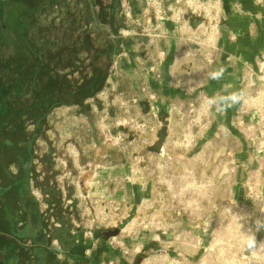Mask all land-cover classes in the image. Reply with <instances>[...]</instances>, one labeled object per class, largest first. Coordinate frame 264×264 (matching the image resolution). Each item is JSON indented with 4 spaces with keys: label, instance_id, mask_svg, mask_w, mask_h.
<instances>
[{
    "label": "rangeland",
    "instance_id": "1",
    "mask_svg": "<svg viewBox=\"0 0 264 264\" xmlns=\"http://www.w3.org/2000/svg\"><path fill=\"white\" fill-rule=\"evenodd\" d=\"M89 2L0 0V169L3 168V174L17 172V165L7 167L14 157L16 164L21 166L23 159L24 162L29 159L26 168L32 171L30 184L24 181V175L16 177L13 199L6 190L0 192V230L5 234L1 236L0 231V264H34V255L39 251H42L43 260L38 264H90L91 253L85 252L86 256L83 250H77L79 242L72 234L76 230L88 232L91 238L95 231L104 241L105 232L117 229L118 234L109 235L106 240L112 249L121 252L125 264H176L171 259L174 255L179 256L168 248L166 242L170 239H155L156 226L150 219L152 209L132 210L131 206H124L114 196L120 182L118 177L109 184L106 180L109 175L105 174L107 162L117 163L126 139L140 135L150 143L158 134V131L155 134L136 133L132 128L135 122L151 125L148 115L143 116L145 120L138 119L134 107L142 100L145 111L150 112L155 98L150 99L148 89L136 95L128 92L129 81L121 79L118 65V60L127 53L119 48L123 38L139 40L134 42L135 47H130L134 53L144 51L149 54L155 53L154 47L142 44L143 39L149 43L156 37L141 28L135 31L134 17L126 21L122 0H94L93 28L89 33L78 31L87 15L88 19L91 17ZM182 11L181 22H185L182 40L195 45V48L186 47L190 50L188 55H183L187 58V65L192 67L196 59L204 62H195V66L209 64L214 36L213 33L212 37L208 36L203 29L211 18L210 12L206 9L197 17L187 10ZM122 22L130 24V31L120 30ZM199 25L201 28L192 35ZM206 38L208 42L205 43ZM197 43H203V47L198 48ZM82 44L92 47L84 51L89 60H93L92 64L71 62L76 45L81 47ZM85 53L79 52L78 56L86 60ZM38 55L43 62L37 60ZM105 73L111 77L107 82L102 80ZM87 75H94V85H99L90 97L79 100L76 88ZM90 84L81 92L91 90L94 85ZM133 98L138 101L132 103ZM27 137L31 141L30 151L22 148V138ZM108 137H111L109 141ZM7 141H13L14 146ZM131 148L133 145L127 146L126 150L131 151ZM252 158L254 168L248 170L245 178L239 177L249 200L248 207L239 204L232 208L217 205L199 209L198 206L191 209V219L196 220L194 223L180 222L178 230H191L202 236L205 229L210 234L203 245H198L194 239L186 240V255L183 254L182 258L187 261L184 263L264 264V185L261 189L264 157ZM71 159L80 160L85 169L80 165L73 166ZM259 168L262 175L256 176L261 185L258 187L261 196L253 202L250 200V175L253 181L256 177L253 174ZM215 194L211 195L212 204L216 200ZM224 196L227 198L228 193L224 192ZM61 197L64 198L63 207L52 206ZM13 201L16 218L21 224L20 206L28 205L32 211L30 219L40 222L42 229L31 225L29 235L15 237L10 245L5 230L9 226L6 221L10 218ZM116 204L120 211L113 213L118 215L120 223L114 228L105 227L101 211L112 209ZM208 220H212V224L204 226ZM197 224L198 227L194 228ZM162 230L166 233L173 231L166 223ZM225 234L228 240L221 239ZM8 243L14 251H7ZM137 247L143 248L135 252L140 249ZM159 249L172 255L167 251L156 253Z\"/></svg>",
    "mask_w": 264,
    "mask_h": 264
},
{
    "label": "crops",
    "instance_id": "2",
    "mask_svg": "<svg viewBox=\"0 0 264 264\" xmlns=\"http://www.w3.org/2000/svg\"><path fill=\"white\" fill-rule=\"evenodd\" d=\"M161 1L166 7L171 0ZM89 5L91 17L88 19L87 15L78 31L85 30L89 33L93 28L94 0H90ZM121 7H124L122 11H130L134 19H141L140 22H143L144 0H122ZM216 11L217 28L209 64L195 66L194 64L200 61L204 62L196 59L192 67L187 65V58L183 55H188L190 50L186 47L195 48V45L182 40V32L177 31L179 25L169 18L160 24V32H163L165 37L152 38L149 43L143 39L142 44H150L154 47L155 53L145 54L144 51L134 53L130 47H135L134 42L139 40L126 37L119 47L121 51L124 49L127 52L126 56L118 60V65L121 79L129 81L128 92L140 94L143 88L148 89L155 97L152 103L155 118L151 116V112L145 111L142 100L134 108L139 120H145L143 116L148 115L150 123L156 124L158 134L157 140L150 143H147V138L143 139L140 135H135L130 140L126 139L117 163L112 165L109 161L107 162L109 165L105 166V174L109 175L106 180L111 184L115 177H118L120 182L114 196L124 206L129 205L132 210L152 209L153 215L164 222L167 221L165 223L173 231L162 237L170 239L166 242L168 248L173 249L180 258L184 257L183 254L186 255V240L189 239V233L195 234L178 230L180 222L194 223L196 220L191 219L193 211L191 209H197L198 206L199 209L217 205L232 208L239 204L248 207L249 200L245 197L239 177L245 178L248 170L255 166L249 149L250 97L258 88L262 90L264 96V86L260 82L261 76L264 77V0H218ZM128 20L126 18L127 22ZM120 26L121 31H130L128 29L130 24L122 22ZM134 28L135 31L138 30L137 25ZM76 46L71 62L92 64L93 60L90 61L84 52L92 47L88 45L85 47L83 44L82 48ZM160 51L164 52L163 57L159 56ZM79 52L82 55L86 54L84 55L86 60L78 56ZM36 58L43 62L40 55ZM153 64H156L159 76L157 78L149 70ZM93 77L94 75L92 77L87 75L86 78ZM110 78L107 73L102 77L106 82ZM180 85L182 87H179ZM242 118L244 121L240 122ZM161 135H163L161 147L166 154L165 157L159 155L156 147ZM7 143L14 146L13 141ZM30 143L28 137L22 138L24 150L26 148L30 151ZM130 145H133V148L127 151L126 148ZM21 162L22 166L16 164L13 157L12 162L7 164V167L17 165V172L7 171L3 174V168L0 169V192L6 190L12 199L18 175H24V181L30 184L29 176L31 177L32 171L26 168L30 160L24 162L23 159ZM71 163L79 167L80 160L71 159ZM84 166L80 165L82 168ZM29 184L27 185L30 186ZM214 192L217 194L212 204L211 195ZM224 192L228 193L227 198L223 197ZM63 201L64 198L61 197L52 206L61 208ZM10 210V218L6 221L9 226L5 233L9 234L8 242L11 245L12 241L13 245L15 237L19 238L21 235L25 237L31 231V225L24 220L22 225L16 218L14 201ZM176 211H180L179 216L175 214ZM130 213L132 215V212ZM0 231L4 234L3 230ZM110 232L103 234L104 241L95 231L92 238L88 237V232L84 230H76L72 234L74 240L79 242L77 250L91 253L90 264H125L121 252L112 249L107 243L106 239ZM3 234L1 236H5ZM9 243L7 251H14ZM142 248L134 251L140 252ZM178 263L191 264L182 260Z\"/></svg>",
    "mask_w": 264,
    "mask_h": 264
},
{
    "label": "built area",
    "instance_id": "3",
    "mask_svg": "<svg viewBox=\"0 0 264 264\" xmlns=\"http://www.w3.org/2000/svg\"><path fill=\"white\" fill-rule=\"evenodd\" d=\"M145 1V8L143 9V22H140L141 19H134L135 20V25L142 31L146 32H152L153 37H164V33L160 32V24L164 21V19H173L174 23H177L179 26L177 27V31L182 32L185 26V22H181L182 16H183V11L182 10H187L189 11L192 15H196L199 17L200 12L205 13L206 9L208 12H210L211 17L209 21L207 22V25L203 29L205 32H207L208 36L212 37V33L214 36V33L217 28V11H216V2L218 0H171L169 5L166 7L163 6V3L161 0H144ZM184 8H183V7ZM183 9H182V8ZM124 10V9H123ZM125 17L129 20L132 19V15L130 11H123ZM207 15V14H206ZM201 26H197L196 30L192 31V35H194L195 32H198V29H200ZM203 42H208V39L206 38L205 41ZM198 45H202L203 43H197ZM164 52L160 51L159 56L163 57ZM160 63V59H158L157 64ZM149 70L155 74V78L159 77L157 75L156 71V64H153L151 67H149ZM260 82L264 86V77L263 75L261 76ZM145 89H141V92H144ZM154 95H150V99L154 100ZM138 101L137 98H133L131 100L132 103H136ZM192 105H190L191 107ZM150 112L151 116L153 118L156 117L155 110L153 105L150 107ZM244 119H240V122H243ZM250 150L252 153V156L257 159V158H263L264 157V96L263 92L260 88L256 89L254 92V95L250 97ZM132 128H134L135 132L137 133H142L143 131H146L147 133H152L155 134L157 132L156 129V124H151L147 125L145 122H135L134 125H132ZM111 137H108L107 140L109 141ZM120 141L121 137H118ZM146 139V138H145ZM147 140V139H146ZM157 140V136L153 138V141ZM159 155L161 157H165V153L162 149L158 150ZM258 173V174H257ZM262 175L261 169L259 168L253 175H258V177ZM128 180V179H127ZM195 179L193 180V184H195ZM264 182L262 183V186L260 185V182H258L257 176L253 181H251V175H250V200L257 201L260 196H261V191L258 190V187L261 186V189L263 188ZM249 196V195H247ZM169 206V205H168ZM119 212L120 207L119 205L116 204V206L110 208H104L101 211V220L106 223L105 227L109 228H114L117 226L118 223H120V220L118 219V215L113 212ZM175 214L177 216L180 215V211H176ZM150 219L154 221V225L156 226L155 230L157 233L155 234V239L158 240L160 239L163 235L167 234L165 231L162 229L164 228V221L157 217L156 215H151ZM199 224V223H198ZM198 224L194 227L197 228ZM204 226L212 224V220H208L203 223ZM144 228H146V225H144ZM188 232H192L189 230ZM194 232V231H193ZM192 232V233H193ZM202 236H198L195 234H190L188 235V240L194 239L195 242L198 245H203V242L207 240V238L210 237V234L206 232L205 229L202 230L201 232ZM236 236V235H233ZM228 236L225 234L224 236L221 237V239L228 240ZM213 239V237H211ZM206 249V248H205ZM207 250V249H206ZM126 253V252H125ZM170 253V252H169ZM185 259V258H184ZM182 257L175 256L171 259V262L179 264V261H185ZM111 264V263H109Z\"/></svg>",
    "mask_w": 264,
    "mask_h": 264
},
{
    "label": "trees",
    "instance_id": "4",
    "mask_svg": "<svg viewBox=\"0 0 264 264\" xmlns=\"http://www.w3.org/2000/svg\"><path fill=\"white\" fill-rule=\"evenodd\" d=\"M84 79H86V78H83L82 80H81V83H79L78 84V87L76 88L77 90H79L78 91V94L76 95V97H78L79 96V100H81V99H85V98H88V97H90L93 93H94V90L95 89H97L96 87H98V85L96 84V85H94V81H95V76L93 77V78H89V80H84ZM103 80V79H102ZM91 81V82H90ZM93 84L94 85V87L92 88H90L91 90H89V91H87V92H81V90H82V88H84L85 86H89V84ZM90 84V85H91ZM87 88V87H86ZM78 101V100H77ZM75 103H79V102H74V104ZM27 198V197H26ZM29 201V199L27 200V202ZM51 203V202H50ZM29 207H31V206H28V205H21L20 206V210L22 211V215H21V218L23 219V216H25V219H23L24 221H26V223L29 225H33L34 227L36 226L37 228H39V230L40 229H42V227H41V223L40 222H33L31 219H30V214H31V212H30V208ZM33 214V213H32ZM33 249H36L37 250V248H33ZM41 252L42 251H39V252H36L35 253V258H34V264H38L39 263V261H41V260H43L42 259V255H41Z\"/></svg>",
    "mask_w": 264,
    "mask_h": 264
},
{
    "label": "water",
    "instance_id": "5",
    "mask_svg": "<svg viewBox=\"0 0 264 264\" xmlns=\"http://www.w3.org/2000/svg\"><path fill=\"white\" fill-rule=\"evenodd\" d=\"M159 142H158V144H157V149L158 150H160V148H161V146H162V140H163V135H161L160 137H159ZM118 234V230L117 229H115V230H113V231H111L109 234H108V236L110 235H113V236H115V235H117ZM168 237V236H167ZM167 239H169V238H167ZM166 251L167 250H164V249H159V250H157V251H155L156 253H158V254H162V253H166ZM168 252V251H167ZM168 254L169 255H172L171 253H169L168 252Z\"/></svg>",
    "mask_w": 264,
    "mask_h": 264
}]
</instances>
